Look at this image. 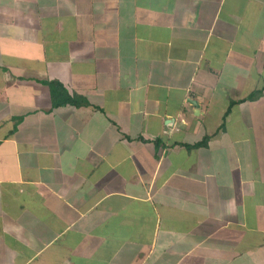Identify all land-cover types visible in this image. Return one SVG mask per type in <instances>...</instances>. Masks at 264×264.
<instances>
[{"label":"crops","instance_id":"1","mask_svg":"<svg viewBox=\"0 0 264 264\" xmlns=\"http://www.w3.org/2000/svg\"><path fill=\"white\" fill-rule=\"evenodd\" d=\"M0 264H264V0H0Z\"/></svg>","mask_w":264,"mask_h":264},{"label":"trees","instance_id":"2","mask_svg":"<svg viewBox=\"0 0 264 264\" xmlns=\"http://www.w3.org/2000/svg\"><path fill=\"white\" fill-rule=\"evenodd\" d=\"M51 88V95L54 101V104L61 105L66 103H75L81 104L82 100L76 95H71L68 90L65 88L62 82L58 80H52L49 82ZM206 142V138L198 144H203Z\"/></svg>","mask_w":264,"mask_h":264}]
</instances>
